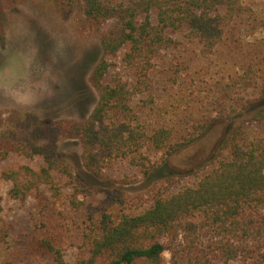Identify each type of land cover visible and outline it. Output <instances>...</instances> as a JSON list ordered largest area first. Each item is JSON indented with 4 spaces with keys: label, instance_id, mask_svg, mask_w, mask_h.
Listing matches in <instances>:
<instances>
[{
    "label": "trees",
    "instance_id": "16d2710c",
    "mask_svg": "<svg viewBox=\"0 0 264 264\" xmlns=\"http://www.w3.org/2000/svg\"><path fill=\"white\" fill-rule=\"evenodd\" d=\"M50 1L66 13L78 10L81 28L115 24L100 33L103 55L90 75L98 100L86 118L43 124L32 111L13 109L5 116L0 110V162L14 154L42 161L37 168L21 164L0 170V182L11 184V198L32 196L45 211L61 193L56 173L77 184L72 165L58 153L60 138L76 139L81 161L94 176L127 160L143 176L162 172L167 184L142 210L109 193L117 212L92 221L72 264H264V133L249 131L252 123H264V84L254 96L256 71L249 66L220 83L221 97L241 99L239 120L210 156L182 169L171 161L218 119L181 134V128L163 120L153 93L157 60L182 43L196 46L201 58L212 55L237 14L246 10L243 0ZM117 55L125 75L107 58ZM173 70L182 72L179 66ZM141 96L148 98L137 102ZM151 151L159 156L153 159ZM211 165L196 184H180ZM48 246L57 264H66L63 250Z\"/></svg>",
    "mask_w": 264,
    "mask_h": 264
},
{
    "label": "rangeland",
    "instance_id": "374dc122",
    "mask_svg": "<svg viewBox=\"0 0 264 264\" xmlns=\"http://www.w3.org/2000/svg\"><path fill=\"white\" fill-rule=\"evenodd\" d=\"M243 2L246 10L237 14L212 55L201 58L196 46L182 43L157 60L153 93L163 120L186 134L199 123L218 119L212 121L209 132L197 144L171 161L173 168L182 169L210 156L230 125L239 120L241 99L231 102L221 97L217 92L220 83L251 66L259 78L254 96L264 84V0ZM114 24L110 20L96 29L81 28L78 10L66 13L50 0L0 1V82L5 76L12 79L27 71L31 81L46 84L42 91L37 90L34 102L26 105L15 104L0 87V110L5 116L13 109L32 111L43 124L86 118L98 100L90 75L103 55L100 33ZM107 58L118 63L115 69L127 73L120 55ZM175 66L182 69L179 75L173 70ZM147 98L141 96L137 102ZM249 131L262 135L264 123H252ZM58 153L72 165L77 184L56 173L61 193L45 211H40L32 196L12 199L11 184L0 182V264H57L48 243L61 248L66 264H72L92 221L97 222L106 211L117 212L118 206L108 198L109 193L121 194L127 206L142 210L167 184L162 172L143 176L127 160L115 162L101 176H94L81 161L76 139L60 138ZM150 154L153 159L159 156L152 151ZM21 164L37 168L42 161L14 154L0 162V170ZM211 167L199 175L187 176L180 184H196ZM46 192L51 195L50 190Z\"/></svg>",
    "mask_w": 264,
    "mask_h": 264
},
{
    "label": "clouds",
    "instance_id": "9594fccd",
    "mask_svg": "<svg viewBox=\"0 0 264 264\" xmlns=\"http://www.w3.org/2000/svg\"><path fill=\"white\" fill-rule=\"evenodd\" d=\"M0 87H3L15 104L26 105L34 102L37 90L42 91L46 84L42 81H31L30 73L25 71L21 76L12 79L5 76L4 80L0 82Z\"/></svg>",
    "mask_w": 264,
    "mask_h": 264
}]
</instances>
